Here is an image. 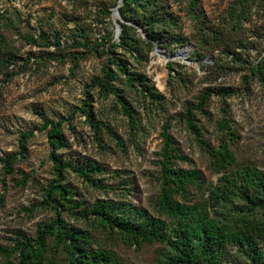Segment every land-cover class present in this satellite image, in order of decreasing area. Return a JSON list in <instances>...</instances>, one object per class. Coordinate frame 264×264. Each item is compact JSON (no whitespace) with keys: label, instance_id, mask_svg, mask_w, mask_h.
Returning <instances> with one entry per match:
<instances>
[{"label":"rangeland","instance_id":"obj_1","mask_svg":"<svg viewBox=\"0 0 264 264\" xmlns=\"http://www.w3.org/2000/svg\"><path fill=\"white\" fill-rule=\"evenodd\" d=\"M193 2L162 0L171 16L169 30L184 38L185 44L170 48L158 40L149 44L137 28L140 53H123L129 67L145 75L162 96L160 101H151L138 90L126 88L137 118L132 135L114 97H100L93 83L105 61V56L96 53L103 47L101 35L115 27L112 41L119 40L116 30L121 17L112 16L118 0H20L19 4L0 0V245L10 246L20 236L35 238L38 227L55 217L53 209L41 205L45 187L54 178L50 145L45 131L40 130L45 118L63 120L65 147L58 150L62 158L93 159L105 168L104 179L112 187L108 191L89 187L75 174L66 173L64 182L83 201L82 206L100 198L152 211L151 200L159 189L156 154L165 121L175 146L186 158L178 165L198 169L204 179V191L192 190L195 200L206 195V187L216 183L219 174L209 168L208 155L179 118L205 88H226L234 93L212 95L209 115L196 114L204 137L216 144V122L226 118L235 132L230 146L235 165L252 164L264 170V86L249 69L264 53V40L256 42L254 36L264 30L263 3ZM102 5L110 15L102 14ZM55 36L61 47L53 44ZM242 43L247 51L237 47ZM182 46H188L185 54H179ZM226 47L240 52V58L228 54ZM8 55L13 56L11 62L4 60ZM86 100L90 110L122 139L123 146L107 131H102L100 144L95 141L94 130L81 112ZM29 130L33 135L26 140L24 156L13 162L11 173H5L2 159L18 152L19 135ZM62 216L69 225L90 230L88 245L112 250L122 264H159L160 243L128 246L100 226L76 220L66 211ZM48 242L44 264L66 263V253L56 249L51 239ZM233 256L228 264L243 263L242 256Z\"/></svg>","mask_w":264,"mask_h":264},{"label":"trees","instance_id":"obj_2","mask_svg":"<svg viewBox=\"0 0 264 264\" xmlns=\"http://www.w3.org/2000/svg\"><path fill=\"white\" fill-rule=\"evenodd\" d=\"M193 1L189 0V3L193 5ZM257 1L264 6V0ZM118 11L121 17L117 20L119 40L112 41L115 27L101 35L103 47L96 53L99 57L105 56V61L93 83L100 97H114L115 105L126 117L133 135L137 118L126 88L138 90L151 101L162 99L145 75L129 67L123 54L140 53L138 42L141 35L136 29L141 28L149 44L158 40L170 48L186 41L169 30L171 16L162 0H122ZM101 12L105 16L110 15L105 5H102ZM254 36L256 42L264 40V30ZM30 41L33 40L30 38ZM53 44L61 47L58 36L54 37ZM237 47L240 51L248 50L243 43ZM226 48L232 57L240 58V52ZM4 60L11 62L13 56L8 55ZM249 66L251 74L264 86V53ZM232 93L233 90L226 88H205L197 100L189 102L179 114L197 145L208 155L209 168L219 174L216 183L206 187V195L202 193L203 196L196 200L192 190H205L202 174L198 169L178 165L177 162L186 158L175 146L168 131L169 122L163 123L161 146L156 154L158 172L155 179L159 182V189L151 200L152 211L114 199L96 198L90 206H82L83 201L76 199L71 186L64 182L66 173L75 174L89 187L108 191L112 187L104 179L105 168L93 159L62 158L58 150L65 147L63 120L45 118L40 130L45 131L50 145L54 178L45 187L41 205L53 209L55 217L38 227L35 238L20 236L10 246L0 245V264H44L50 239L56 249L61 248L66 253L67 262L63 264H122L112 250L89 246L90 230L66 223L62 216L65 211L76 220L100 226L117 235L125 245L138 248L143 243L162 244L159 264H228L235 253L243 257L240 264H264V170L252 164L235 165L230 148L235 132L228 124L229 120L221 118L216 122L218 137L217 143L213 144L204 137L196 118L197 113L209 115L207 107L212 95L226 97ZM84 103L81 112L94 130L95 141L100 144L102 131H107L118 145L123 146L122 139L90 110L88 100ZM32 135L33 130L20 133L18 152L7 154L2 159L5 173H11L13 162L24 156L26 140Z\"/></svg>","mask_w":264,"mask_h":264},{"label":"water","instance_id":"obj_3","mask_svg":"<svg viewBox=\"0 0 264 264\" xmlns=\"http://www.w3.org/2000/svg\"><path fill=\"white\" fill-rule=\"evenodd\" d=\"M122 4V0H118V3H117V5L115 6V13L119 16V12H118V10H117V8L120 6ZM112 16H113V12H112ZM117 24H118V27H117V30H116V36L118 37V34H119V32H120V26H119V23H118V21H117ZM182 47H184V49H186L187 50V47L188 46H182ZM183 49V48H182ZM183 49V50H184ZM186 50L184 51V52H186ZM178 53V52H177Z\"/></svg>","mask_w":264,"mask_h":264},{"label":"bare ground","instance_id":"obj_4","mask_svg":"<svg viewBox=\"0 0 264 264\" xmlns=\"http://www.w3.org/2000/svg\"><path fill=\"white\" fill-rule=\"evenodd\" d=\"M184 49V48H183ZM181 50V52H179V54H185L186 52H184L186 49H184V50ZM187 51V50H186Z\"/></svg>","mask_w":264,"mask_h":264},{"label":"built area","instance_id":"obj_5","mask_svg":"<svg viewBox=\"0 0 264 264\" xmlns=\"http://www.w3.org/2000/svg\"><path fill=\"white\" fill-rule=\"evenodd\" d=\"M13 3L19 4L20 0H12Z\"/></svg>","mask_w":264,"mask_h":264}]
</instances>
